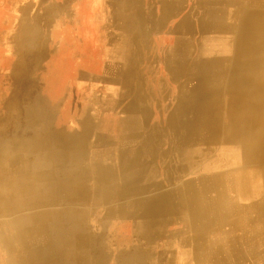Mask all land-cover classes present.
Here are the masks:
<instances>
[{"label":"bare ground","instance_id":"6f19581e","mask_svg":"<svg viewBox=\"0 0 264 264\" xmlns=\"http://www.w3.org/2000/svg\"><path fill=\"white\" fill-rule=\"evenodd\" d=\"M113 1L116 8L115 18L118 22L122 23L121 28L128 35L127 41L129 47L128 50L121 49L125 50L123 56L125 58V68L127 69L123 73L125 75L123 84L127 87V91L123 94L126 104L117 124L123 130V136L119 140V145L114 146L113 142H110L111 138L103 135L100 125L101 121L86 111L79 114L82 115L79 117L81 120H78L79 115H76V124L70 126L74 127L75 125L79 127L78 132H73L70 139L65 143H63L64 140L60 143L57 142L59 144L51 142V135L45 130L47 129L45 117L39 113L32 112L31 109L26 113V122L28 128L35 129L34 133L36 136L33 140L6 139L7 135H9L10 127L17 120V114L14 111L8 114L5 119L3 117L0 120V251L3 253L0 254L4 256V260L1 257L0 264H142L141 261L148 255L149 241H151L153 235L152 228H161L162 225H165L166 217L174 212L170 209H186L187 211H184L189 213L190 219L194 221L196 214H199V212L191 206L194 204L205 208L213 206V210L217 211L215 212L216 218H214L218 219L220 213L221 217L225 218L226 208L230 207L229 204L231 202L226 199L224 192H218L214 195L213 188H215V191L230 188L236 184V181H239L238 185H241L242 177H247V173L243 171V168L235 172L238 174V178L234 181V184L228 181L225 185L223 181L225 173L216 175L214 179L198 178L197 181H185L180 188L178 206H175L171 199H168L171 194H166L167 196L162 197L160 193H155L149 198V188L161 189L163 185L161 183L158 185L153 178H149V163L142 160L147 151H149L151 159L157 158L163 160L164 158L163 164L166 165L164 168L169 176L166 180L167 185L168 183L170 185L173 173L179 176L182 175L183 177L188 174H199L194 169V154L187 150L193 146L197 139L196 136L200 134L194 128L196 125L195 120H193L190 114L193 110L197 111L200 118L204 120V125L209 128V124L213 125L214 123L215 125L216 122L218 132H210L211 129H209V139H213L216 135H221L228 144L235 143L237 145V152L233 153V158L240 161L243 164H241L242 166L256 167L258 163L263 161L264 0H258L261 1V4L256 3L255 9L252 8L249 11L248 16H255V18L257 17L256 20H252L253 18H251L252 21H248L247 26L246 24L243 25L239 30L240 33L233 37L232 41L230 40L232 43L240 45V49L243 48L245 57L242 59L248 64L254 62L256 64V72H261L256 77L258 80L257 94L254 97L249 96L246 100L239 103L228 104L223 109L224 114L217 116L216 112L219 111L217 109L219 105L217 97L219 93L216 87L211 92L208 89L209 86L206 85L208 88L207 91L205 90L206 95L202 99L200 97L202 92L200 95L199 92L200 90L203 91V88H201L203 83L200 82L202 83L200 84L198 80H195L199 75L189 73V68L195 67L193 65L196 57L191 53L190 42L188 41V36H186L177 45L175 42L176 46H171L167 51H160L159 57L163 55L161 58L167 63L169 70L174 73L175 77H177L178 71L184 70L183 73L185 72L186 75L192 76L191 78L195 81L182 86L179 95H176L177 97L169 106V109L166 107L164 114H161V122L154 123L150 121V109H147L144 99L131 94V90L133 91V88H135L133 78L130 77V69L133 70L130 67L132 57L136 55L134 48L138 46L139 36H145L147 35L145 32L149 31V39L147 40H149V48L151 49L152 40L156 36V32L164 25L165 19H171L177 13L178 7L183 0H172L173 2L164 12L163 24L154 17L153 28L149 25L150 29H147L148 31L142 26V20L145 17L143 15L144 10L141 11L138 5L141 0ZM198 1L202 3V7L209 6V3L206 2L207 0ZM101 3L103 4V2L97 1L94 6V10L96 9L97 13L100 12ZM187 23L188 20H186L185 26L190 28ZM117 28L119 27L117 26ZM172 28L174 29V26ZM247 29H249L248 32H252L253 30L257 32L258 29L262 33L261 38L258 40L257 37L255 40L252 37H248ZM152 30L154 34H151V36ZM96 31L97 29H93L91 40L98 44ZM134 36H137V39ZM25 38L27 39L22 33L19 38V47H21V43L24 42ZM84 40L81 39L82 43ZM245 40L249 41L246 43ZM85 41L88 43L89 39L86 38ZM245 44H249L248 50L244 48ZM259 44L262 48H259ZM37 45L38 51H40L39 61L41 62L46 49L43 36H40V42L38 40ZM21 61L17 62V68L20 66ZM18 70L15 73L16 77L19 76L18 72L20 70ZM102 70H104V67ZM240 76H242L241 73H239L238 77ZM249 77L251 78L252 75ZM243 91L250 95L248 90L245 89ZM160 100L162 103V97H160ZM214 120L216 121L213 122ZM162 126L164 129L166 128V132H163ZM93 137L96 139L94 143H92ZM164 139H169V143L164 144L165 148H163ZM101 142H104V144ZM9 145L19 148L21 152L11 153ZM99 145L104 149L100 150L102 148L98 147ZM32 148L41 151V154H38V163L36 164L37 174H35V178H33V174L29 173L33 169V166H29L24 162L28 150H32ZM103 155L106 161L110 160V163L101 161ZM90 162L93 163L89 165L88 163ZM201 167L204 168L205 164H202ZM71 170L78 172L80 176L74 177L72 174L70 176ZM252 170L253 168L249 169L251 173ZM153 171L151 172L153 173ZM33 179L38 183L36 187L30 185ZM149 182L153 183L154 188L149 186ZM234 187L236 186L234 185ZM97 204L103 205L105 211L96 212L97 210L92 209V206L97 207ZM164 216L166 217L164 218ZM126 223L132 226L131 230L134 233V239L132 240L134 241L122 242L126 244V247L123 248L121 242L116 245L115 239H117L116 237H118L121 227ZM158 233L159 231L156 230V234ZM217 236L219 235L217 234ZM160 244L162 245V243ZM210 253L212 254V252ZM199 260L201 261V259Z\"/></svg>","mask_w":264,"mask_h":264},{"label":"rangeland","instance_id":"374dc122","mask_svg":"<svg viewBox=\"0 0 264 264\" xmlns=\"http://www.w3.org/2000/svg\"><path fill=\"white\" fill-rule=\"evenodd\" d=\"M97 1L103 2L99 13L96 9L94 10ZM6 2L7 0H0V13L5 10ZM113 2V0H23L9 7L12 13L5 15L3 26L0 22V33L14 34L15 30L17 31L23 25L41 29L43 32L41 36H43L46 49L44 58L40 62V51L19 52L9 50L5 52V49L0 45V120L3 117L5 119L12 111L17 114V120L10 127L7 140L29 139L34 136L35 129L28 128L26 122V113L29 109L45 117L47 128L45 130L51 135V142L56 144L62 140L65 143L70 139L73 132H78L79 127L70 126L76 124V115L82 114L84 111L100 120L101 131L106 128L111 135L113 134L116 142L122 138L123 130L117 123L126 104L123 94L127 91V87L123 84V80H125L123 73L127 68H125L123 53L129 47L128 35L122 30V23L115 18L116 8ZM138 5L141 11L144 10L145 18L142 20V26L149 30V19L146 18L149 14V0H141ZM25 7H29L26 20L23 12ZM102 10L103 12H101ZM93 29H97L96 33L100 35V40L103 41L100 44L106 49L104 66L99 62L97 42L94 43L91 40ZM33 32L35 31L33 30ZM148 33L145 35L146 38L143 35L139 36L137 53L139 84L134 82V85H140V81L144 82L140 87H143V93L149 94L150 121L154 123L162 120L160 100L162 88L160 83L152 82L151 73H149V63H152L158 55V51H154L158 43L156 41L157 36H155L154 42L152 41L154 47L150 49L149 40H147L149 39ZM6 38L11 42V36ZM86 38L89 39V42L83 47L81 39L86 40ZM30 44L38 48V41H35L34 36H31ZM118 48L125 50L119 52ZM119 55L120 57H118ZM19 60H22L18 66L21 72L16 65ZM103 67L104 70H102ZM132 69H130V77L135 80V71L134 68ZM17 70L20 72H18V77L15 75ZM17 80L22 82H17ZM115 80H117L116 83ZM115 94L118 95L115 97ZM155 105L158 107L156 108ZM81 116L79 115L77 119L81 120L79 119ZM108 119L110 120L106 123ZM95 141L96 139L93 137L92 143ZM156 159H151L150 154H148L142 160L149 163V178H153L158 185L161 183L168 190L166 173L163 174V163L161 159ZM150 170H154L153 173ZM192 177V174H188L185 179L175 178L171 180L172 184L169 185L170 199L175 206H178L181 185L185 181L193 180ZM151 183L149 182V185ZM149 191H156V189ZM150 197L152 194H149ZM191 207L194 208V205ZM186 211L180 208V211L174 210L173 214L169 215L170 217L164 216V218L166 217L165 225L157 229L158 234L155 232L153 235L169 238V244L163 242L162 245L159 243L160 246L159 244L155 245L159 248L158 250L155 248L154 252L172 253L180 251L186 253V256H193L192 253L199 247L201 241L204 243V239L207 237V229L202 231L199 226L196 228L195 220H191L190 214ZM205 223H210V220L205 221ZM203 225L209 226V224ZM131 227L128 223L121 227L118 233L121 234L119 236L121 243L134 241L132 240L134 233ZM226 229L228 228L223 227L222 232L225 233ZM200 239L203 240L199 242ZM125 243H122L123 248L126 247ZM117 244L119 243L116 242ZM0 253L3 254L1 251ZM147 253L148 258L143 259L142 264H149V251ZM1 254L0 262L1 257L4 260V256Z\"/></svg>","mask_w":264,"mask_h":264},{"label":"crops","instance_id":"0c3cea01","mask_svg":"<svg viewBox=\"0 0 264 264\" xmlns=\"http://www.w3.org/2000/svg\"><path fill=\"white\" fill-rule=\"evenodd\" d=\"M21 1L23 0H7L6 2L7 6L5 7V10H3L0 13V17H1L0 22L2 26L4 25L5 15L12 13L9 7ZM172 2H173L172 0H149V14L146 17L149 19V25L152 28H153L154 17L160 20L161 24H163V22L165 21L164 25H162V27L156 32V36H157L156 41L158 43V46L156 50L154 51L156 52L158 51V55H157L158 57L156 56L157 58L152 63H149L150 65L149 73H151L152 78L156 77L155 79L154 78L152 79V82H155L156 80L157 83L162 84L161 97H162V100L165 101V102L162 101L161 103V107H162L161 109L163 110L162 115L165 112L164 109H166V107L169 109V106L173 103L175 98L179 95V91L182 88V86L192 81H195V80H198L199 83L200 82L203 83V86L201 87L203 88V91L200 90L199 92V95L202 92V94L200 95L202 99L206 95L205 90L207 91V88H208L206 85L209 86L208 89H210L211 92L216 87L217 92L219 93V96L217 97L219 99V105L217 107L219 111L216 112L217 116L224 114L223 109L228 104L239 103L243 100H246L249 96L254 97L257 94L256 89L258 88V84H257L258 80L256 77L257 75L261 74V72H256L255 70L256 64L254 62L248 64L242 59L243 57H245L244 56L245 53H243L244 51L243 48L240 49L239 47L240 45L234 44L231 41L233 37H235L236 35H238V33H240L239 30L242 28L243 25L246 24L247 26L248 21L256 20L257 17L255 18V16H248V14H249L250 9L252 8L255 9L256 3L261 4V1H258V0H252V1L251 0H207L206 2L209 3V6L202 7V3H200L198 0H183L181 5H179L178 7L177 13H175V15L171 17L172 20L170 18L164 20L163 19L164 12L166 11V8ZM28 9L29 7H25V9L23 10L25 20L27 17L26 15H27ZM251 18L253 19L251 20ZM186 20H188L187 24L189 25L190 28H187L185 26ZM171 25L174 26V29L172 28ZM175 26H176V31H175ZM32 29L35 32H33ZM258 29H257V32L256 30H253L252 32H248L249 29H247L248 37H252L255 40L258 37V40H259V38H261L262 36V33ZM22 33L25 35V37H27V39L25 38L24 42L21 43V47H19L20 46L19 38L22 35ZM41 33L43 34L41 29L29 28L23 25L21 28L17 29V31L15 30L14 34L0 33V45L5 49V52H8L9 50H16L19 52H25V51L32 52L35 50L38 51V48L35 47V45L30 44V42H31V36L35 37V41L39 40L40 42V36L42 35ZM96 34L98 37L97 47H98V53H99V62L102 64V66H104L105 64L104 58L106 56V49H104V47L100 44L101 42L100 37H99L100 35L98 33ZM151 34L152 35L154 34L153 30L151 31L150 35ZM8 36L9 37L13 36L12 39L10 38L11 42H9L8 38H6ZM186 36H188V41L190 42L191 53L196 57L194 59L195 62L193 65L195 67L194 68L190 67L191 69L189 68L190 74L193 73L194 75H199L197 79L195 80L191 78L192 76L186 75L185 72L183 73L184 70L180 71L181 73L178 71L179 73L177 72V77H175L174 73H172L169 70V66H167V63L164 62L163 59L161 58L163 55L159 57V52L161 50L163 51L169 50L171 46L175 45V42L177 45V43H180V41L185 39ZM134 37L135 39H137V36H134ZM248 41L249 40H245L246 43ZM84 45H87V42L85 40L82 43L83 47ZM153 46L154 45H151V47ZM258 46L259 48H262L260 44ZM244 48L248 50L249 44H245ZM27 49H30V50H27ZM134 49H135L134 53H136V55H133L132 57L133 59H132L131 66L132 68L135 69L134 77L136 79L135 80L133 79V82L139 84L138 73H137V69H139V65L137 63L138 46L135 47ZM118 51L120 52L121 48H119ZM180 51H181V48H180ZM118 57H120V55ZM222 58L224 61L222 60ZM217 64L220 66H218ZM239 73H241L242 76L238 77ZM250 75H252L251 78L249 77ZM114 82L116 83L117 80H115ZM142 83L144 82L142 81ZM142 83L140 81V85ZM137 84L134 85L135 88H133V91L131 90V94L135 97L143 98L144 103L147 106V109H149V94L143 93V87L139 88V85ZM245 89L248 90L250 95L246 94L245 91H243ZM123 99L125 98L123 97ZM190 114L192 115L193 120H195L196 125L194 128L196 132H200V134L196 136L197 139L195 140L196 142L193 144V146L187 149L191 151L192 154H194L193 160L195 162H193V160L192 162L195 165L194 166L195 171H198L197 173H199L198 175H193L192 179L196 181L198 178L199 179H203V178L204 179H214L216 175L225 173L224 180H223L225 182V185L227 184L226 182L228 181H231V183L234 184V181H236V179L238 178V174L235 172H237L240 168L241 169L243 168V171L247 173V177H242L241 185H238L239 181H236L235 183L237 185L234 184L236 187L232 185L233 187H230V188L228 187V188H225L219 191L217 190L215 191V188H213L214 195L218 192H224L226 199L229 200V202H231V204H229L231 208L230 207L226 208L225 218H222L221 213H220V216H218V219H215L216 218L215 212L217 211L213 210L214 209L213 206L205 208L202 206H196V204H194L195 210L199 212V214H196L195 216V227L198 228L199 226L200 230L203 231V229H207L209 230V232L206 230L207 238H205L204 243H202L201 241L203 239L199 240V242L201 241V243L199 247L194 251L193 256L192 255L186 256L185 255L186 253H184L183 255V253H180V251L172 252V253L165 252V251L154 252L155 248L158 249V247H155V245L159 244V242L160 243L167 242V244H169V238L157 237L158 235L157 236L152 235V239L151 241H149V246H150L149 247V264H176V263L177 264H196V263L197 264H227V263L228 264H264V154H263V161L258 163L256 167L242 166L243 164L240 163V161L235 160L233 158V153L237 152V148H238L235 143L228 144V142L224 140L223 136L221 135H216L213 139H209L210 137L209 132H208L209 129H211L210 132H214V131L218 132L217 125L215 122L216 120L213 121L215 122V125L214 123L213 125L209 124L210 126L209 128L208 126L204 125V120L200 118L197 111L193 110V112ZM165 129L162 126L163 132H166ZM102 133L103 135L111 138L110 142L111 143L113 142L114 146L119 145L120 141L116 142L115 141L116 139L114 138V136H112L109 133V131L106 130V128L105 129L103 128ZM35 136L36 135L34 134V136L32 138H29L28 140H33ZM101 143L104 144V142H101ZM166 143H169V139H164L163 148H165L164 144ZM98 147L102 148V146L100 145ZM9 150L11 153L21 152L19 148L13 145H9ZM207 150H209L210 152ZM27 153L28 154L24 158V162H26L27 165L29 166H33V169L30 170L29 173L33 174L34 176L33 178H35L36 176L35 174H37L36 164L38 163V154H41V151H38L36 148H32V150L29 149ZM148 154H149V151H147L145 155H148ZM32 157L34 160L32 159ZM101 161L110 163V160L106 161V159L104 158V155ZM163 161H164V158L163 160L161 159L162 163H164ZM92 163L93 162H90L88 164L91 165ZM202 164H205L204 168L201 167ZM165 166L166 165L163 164V174L166 173L165 168H164ZM250 168H253L252 173L249 171ZM262 169L263 171H261ZM71 174L74 177L80 176L78 172H75L72 170L69 175L72 176ZM186 177L187 176L183 177L182 175L179 176L175 173L172 174V179L177 178L179 180H182V179H185ZM167 178H169V176L166 173V180ZM30 185L36 187L38 183L37 181H35V179H33V181L30 182ZM149 186H152V188H154L153 183H151V185ZM167 186H168V190L163 185V188L161 189L156 188V191H149V194H152L153 196V194L155 193H160L162 197L167 196L171 194L170 192H168L169 183ZM150 189L151 188H149V190ZM168 199H170V197ZM97 205H98L97 207L92 206V209L94 208V210H97L96 212L105 211V207L103 205L101 204H97ZM170 210L174 211V209H170ZM183 210H186V209H183ZM177 211H180V208L177 209ZM240 213L243 215H241ZM207 220H210V224L212 223L211 226L209 223H205V221ZM222 220L223 222H221ZM203 224H209V228L207 227V225H203ZM113 225L116 226L117 224H113ZM223 227L229 228V229H226L227 231L224 234H222ZM157 229L158 227L152 228L151 230L152 234H155ZM217 234L219 236H217ZM119 236H121V234H119L117 239H115L117 243L121 242V239ZM238 237L239 238L241 237L240 238L241 240ZM200 238H203V237H200ZM223 239H225L226 242L225 240L223 241ZM232 243L233 245H231ZM202 244H204V246H202ZM234 246L235 248H233ZM229 248L231 251L228 250ZM210 252H212V254ZM215 255L217 258L216 257L214 258ZM199 259H201V261Z\"/></svg>","mask_w":264,"mask_h":264}]
</instances>
